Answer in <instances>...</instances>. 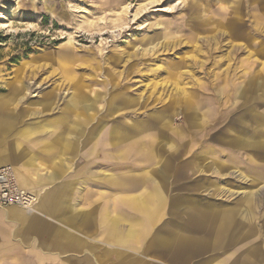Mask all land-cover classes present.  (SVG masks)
<instances>
[{
	"label": "rangeland",
	"instance_id": "374dc122",
	"mask_svg": "<svg viewBox=\"0 0 264 264\" xmlns=\"http://www.w3.org/2000/svg\"><path fill=\"white\" fill-rule=\"evenodd\" d=\"M263 6L264 0H0V97L19 95L17 107L11 106L12 114L26 115L18 129L60 115L72 100L79 122L91 120L72 170L66 168L61 178L75 185L67 200L76 211H89L93 222L63 227L56 242L45 243L54 251L73 241L61 264H123L122 253L144 264H202L213 258L236 264L252 248L264 255V231L258 227L264 220V129L258 132L255 119L264 117V86L255 84L264 78ZM226 10L251 25L241 30L235 22L241 38L231 46L228 36L210 43L222 31L216 21L229 18ZM255 24L262 25L258 35ZM235 45L253 55L231 52ZM48 93L51 110L44 107ZM118 126L126 131L122 140L113 130ZM64 130L59 124L17 140L37 158L32 171L52 172L51 161L60 157L53 142ZM161 157L172 165L165 202L155 214L133 199L154 190L150 177ZM101 174L112 181L100 182ZM127 178L141 184L123 186ZM249 194L259 196L250 205L254 225L235 227L227 249L179 260L150 246L155 233L174 222L177 202L243 206ZM116 223V234L133 230L137 238L123 243L110 237Z\"/></svg>",
	"mask_w": 264,
	"mask_h": 264
},
{
	"label": "crops",
	"instance_id": "0c3cea01",
	"mask_svg": "<svg viewBox=\"0 0 264 264\" xmlns=\"http://www.w3.org/2000/svg\"><path fill=\"white\" fill-rule=\"evenodd\" d=\"M255 84L260 85V90H262L264 78L262 76L258 77ZM253 89L251 88V91ZM263 93L264 90L261 93L262 97ZM18 96L0 97V139L3 141L0 147V167L13 165V169H15V166L29 180H32L33 184H24L15 170L17 181L23 189L38 195L36 189L45 188L40 194L39 203L34 213H29L17 207L0 208V264H61V261L67 258V255L71 252H68V250H71L68 244L73 241H68L70 243H66L63 249L60 246L56 247L57 249H54V251H51L45 243L51 240L56 242L57 236L61 234L63 227L69 228L75 225L86 227L93 222L89 211H76L75 206L67 200L70 193L75 189V185L64 183L61 178V173H64L66 168L72 170L73 165L70 166V164L75 162L78 156L77 143L85 135L87 126L91 125V120L83 118L84 122H79L82 117L74 114V104H71L74 102L72 100L64 106L60 115L18 129V125L23 124L26 117V115L23 116L18 113L12 114L13 109H11V106H16L19 101ZM43 101L45 102V110H51L54 105L52 94L44 95ZM251 113L254 114L252 111ZM72 114H74L77 121L71 124V121L69 123V117ZM255 115L257 114L255 113ZM255 119L259 126L257 128L258 132H262L264 117L257 116ZM59 124L65 126V130L60 137H56L57 139L53 142V145L58 148L60 157L58 160L51 161L52 172L47 176H43L36 171H32V168L36 165V156L29 155V152L25 151L23 145L17 140H26L29 137L50 132L55 130ZM113 130L117 140L126 138L124 126H118ZM89 135L91 137L90 142L95 141L92 128ZM70 137L72 140L68 139ZM167 145L169 144L167 143ZM260 146L264 148L262 140ZM169 149L173 150L171 146ZM69 154H74L75 157L68 158ZM150 158L152 159V157ZM171 165L172 160L170 158H159L158 165L155 162V169L150 177V180L155 184L154 190L148 192L146 196L140 195L133 199V201H140L139 207L141 210L150 212L155 209L153 211L156 214L157 210L161 208L166 197L163 186L169 179L168 169H171ZM101 175H104V177L99 178L100 182L110 181L105 174ZM121 184L133 188L141 182L136 178H127ZM200 187L206 189L207 186L201 184ZM255 196L258 195L249 194L243 206L225 205L213 201L200 202L196 199L179 201L176 204L179 207L172 215L174 222L170 225H163L155 233L150 246L157 247L162 251L173 252L179 257V260L182 255L183 257L184 255L185 257L195 255L193 252L199 254L218 247L227 249L235 240L231 235L235 227L242 225L245 229H251L254 225L256 212H253L250 205ZM117 223L113 225L114 229L110 237L115 236L121 239L120 241L123 243L129 239L137 238V232L133 230L120 233L117 229L118 233L116 234ZM102 225L103 227L107 226L108 221H105ZM258 227L264 231V220ZM258 252L260 250L257 248L248 250L242 256L240 262L236 264H264V255L258 254ZM120 258L123 264H144L142 261L130 257L128 253L120 254ZM202 264L220 263H217L213 258L210 263L205 262Z\"/></svg>",
	"mask_w": 264,
	"mask_h": 264
},
{
	"label": "bare ground",
	"instance_id": "6f19581e",
	"mask_svg": "<svg viewBox=\"0 0 264 264\" xmlns=\"http://www.w3.org/2000/svg\"><path fill=\"white\" fill-rule=\"evenodd\" d=\"M174 7H175V5L174 6H171L170 8H168V10L167 11H173L174 10ZM263 8H264V6H263ZM224 10V9H223ZM226 11H228V10H226ZM223 16H227V17H229V18H224V21H226V22H224V23H222L223 21H222V19L220 20V21H216V23L217 24H219V23H221V27H219L222 31H220V33H218V34H215L214 36H212V37H210V38H208V40H209V42L210 43H213V42H216L219 38H221V37H229V38H231L233 41H231L230 43H228V44H230V46H231V44H233V42H235V41H239V39L241 38V34H238L237 33V26H234V24H235V22H237L238 20H239V18L237 17V21L235 20L236 19V15H235V11H228V12H225V14H223ZM240 22H241V20H240ZM240 22H237L238 23V25H239V27H240V29L242 30L243 29V26L245 27L246 25H247V27H249L248 25H251L250 24V22H249V20H244V21H242V23H240ZM247 23V24H246ZM1 26H3V28H9V25H6V24H1ZM262 26V25H261ZM261 26H258V25H256L255 24V28H256V30H255V35H258L257 33H259V31H261L260 30V27ZM254 28V29H255ZM203 39V38H202ZM200 40V39H199ZM223 40V39H222ZM203 41V40H202ZM197 43V42H196ZM217 43V42H216ZM239 44H242V43H239ZM207 48V47H206ZM231 50V52H233V51H235V52H239V51H243V52H246L247 54H248V58L249 57H251L252 55H253V52H251L250 51V49H248L247 48V46H241V45H235V46H232V48L230 49ZM260 52H261V50H260ZM226 55H230V51H229V54H226ZM233 55V54H232ZM193 58V57H192ZM254 60V59H253ZM228 61V60H227ZM259 62V61H258ZM251 81V80H250ZM249 84V83H248ZM247 84V85H248ZM178 89V88H177ZM181 94V93H180ZM240 97V96H239ZM258 116V115H257ZM260 116V115H259ZM162 124L163 125H165V126H168L170 123H168V120H166V119H164V121L162 122ZM261 127V126H260ZM264 127V126H263ZM164 146V145H163ZM171 147L173 148V150H175V147L173 146V145H171ZM10 165V164H9ZM13 166V165H12ZM29 166V165H28ZM14 171L16 170V172H17V174H18V177L20 178V180H22V182L24 183V184H26V185H29V184H33L32 183V180H29V178L25 175V174H23L22 172H20L15 166H14ZM26 168V167H25ZM165 168V167H164ZM166 172V171H165ZM44 188L45 187H40V188H38V189H36V191L38 192V195L37 194H35V193H32V192H30L34 197H35V203H34V205H32L33 207H31L30 209H28V210H26L27 212H29V213H34L35 211H36V206H37V204L39 203V197H40V194H41V192L42 191H44ZM26 190V189H25ZM28 191V190H27ZM155 199V198H154ZM194 210V209H193Z\"/></svg>",
	"mask_w": 264,
	"mask_h": 264
},
{
	"label": "built area",
	"instance_id": "2783aa9c",
	"mask_svg": "<svg viewBox=\"0 0 264 264\" xmlns=\"http://www.w3.org/2000/svg\"><path fill=\"white\" fill-rule=\"evenodd\" d=\"M34 203L35 197L19 185L13 167H0V208L28 210Z\"/></svg>",
	"mask_w": 264,
	"mask_h": 264
}]
</instances>
